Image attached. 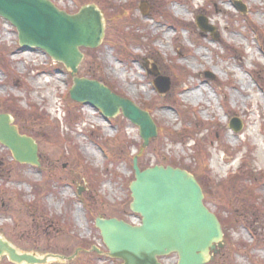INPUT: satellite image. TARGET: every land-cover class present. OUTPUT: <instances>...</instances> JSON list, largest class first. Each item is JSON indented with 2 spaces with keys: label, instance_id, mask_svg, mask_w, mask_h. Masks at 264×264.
I'll use <instances>...</instances> for the list:
<instances>
[{
  "label": "rangeland",
  "instance_id": "obj_1",
  "mask_svg": "<svg viewBox=\"0 0 264 264\" xmlns=\"http://www.w3.org/2000/svg\"><path fill=\"white\" fill-rule=\"evenodd\" d=\"M51 1L71 14L98 7L105 37L80 49L79 77L147 111L158 136L142 151L138 128L121 114L107 120L77 105L69 115L70 76L52 70L43 52L19 50L15 29L0 19V112L38 145L39 161L17 166L0 145L1 237L39 258H62L50 264H122L107 256L94 222H139L129 210L137 156L141 169L195 176L205 206L227 227L209 264H264V0ZM199 16L214 37L198 29ZM153 66L170 80L164 95L147 74ZM233 118L239 132L228 128Z\"/></svg>",
  "mask_w": 264,
  "mask_h": 264
},
{
  "label": "water",
  "instance_id": "obj_2",
  "mask_svg": "<svg viewBox=\"0 0 264 264\" xmlns=\"http://www.w3.org/2000/svg\"><path fill=\"white\" fill-rule=\"evenodd\" d=\"M236 6L245 12L243 5L236 3ZM0 17L16 28L19 45L24 50L40 49L70 72L72 101L90 105L106 119L121 114L138 127L144 149L157 137L156 125L147 112L113 94L98 81L79 77L78 68L84 58L80 49H96L105 36L103 15L96 5H85L78 13L69 15L49 0H0ZM196 25L202 33L212 32L204 17H197ZM147 73L154 77L153 86L160 95L170 90L169 78L162 77L155 66ZM229 128L239 132L242 125L232 120ZM0 143L15 161L38 165L37 145L32 139L20 136L6 114H0ZM133 170L130 210L141 217V224L132 226L115 218H97L95 227L108 256L122 264H160L158 258L170 254L177 255V264L213 261L223 246L222 228L216 216L204 206V196L196 179L171 166L140 170L136 159ZM2 257H7L12 264H48L50 259L62 260L50 254L39 258L34 253L19 251L0 236Z\"/></svg>",
  "mask_w": 264,
  "mask_h": 264
},
{
  "label": "trees",
  "instance_id": "obj_3",
  "mask_svg": "<svg viewBox=\"0 0 264 264\" xmlns=\"http://www.w3.org/2000/svg\"><path fill=\"white\" fill-rule=\"evenodd\" d=\"M258 39L260 40V37L258 36ZM261 84V83H260ZM261 88H262V90L264 91V87H263V85H261ZM75 112V110L74 109H70L69 111H68V114L69 115H72L73 113ZM53 127V126H52ZM54 128V127H53ZM225 222H223V223H221L223 226H225V227H223L224 228V230H226V225L224 224Z\"/></svg>",
  "mask_w": 264,
  "mask_h": 264
}]
</instances>
